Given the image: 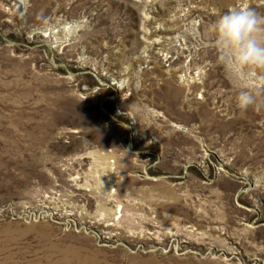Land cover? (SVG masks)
Instances as JSON below:
<instances>
[{
  "label": "rangeland",
  "instance_id": "374dc122",
  "mask_svg": "<svg viewBox=\"0 0 264 264\" xmlns=\"http://www.w3.org/2000/svg\"><path fill=\"white\" fill-rule=\"evenodd\" d=\"M234 8L264 21V0H0V264H264V67L212 31Z\"/></svg>",
  "mask_w": 264,
  "mask_h": 264
},
{
  "label": "clouds",
  "instance_id": "9594fccd",
  "mask_svg": "<svg viewBox=\"0 0 264 264\" xmlns=\"http://www.w3.org/2000/svg\"><path fill=\"white\" fill-rule=\"evenodd\" d=\"M79 21H73V27ZM216 46L222 59L234 67L255 65L264 67V21L249 8L230 9L219 16L212 25ZM241 110H259L262 102L252 90L241 89L236 96Z\"/></svg>",
  "mask_w": 264,
  "mask_h": 264
}]
</instances>
